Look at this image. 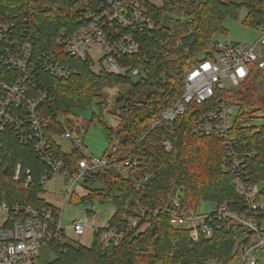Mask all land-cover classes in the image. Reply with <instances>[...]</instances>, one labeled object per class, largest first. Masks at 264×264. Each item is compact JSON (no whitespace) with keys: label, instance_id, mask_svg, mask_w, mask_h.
Instances as JSON below:
<instances>
[{"label":"trees","instance_id":"1","mask_svg":"<svg viewBox=\"0 0 264 264\" xmlns=\"http://www.w3.org/2000/svg\"><path fill=\"white\" fill-rule=\"evenodd\" d=\"M85 2L92 8L98 0H0V22L15 23L14 41L33 40L35 56L46 53L48 57H58L73 70L68 78L54 77L41 68L35 72V78L46 84L54 96L53 103L45 102L39 108L45 124L44 138L71 171L76 170L85 155L77 146L65 151L58 142L57 137L64 133L63 124L75 132L76 110L94 104L104 106L106 98L101 89L124 87L115 98L118 129L106 125L110 142L102 156L121 158L128 154L127 157L139 158L138 164L127 173L110 166L88 171L82 181L85 195L73 197L70 202H111L115 211L108 221L110 226L126 227L132 218L139 223L119 243L105 248L100 238L102 229L96 231L91 246L52 241L50 246L56 256L47 259L42 254V264H203L209 258L228 262L240 234L217 231L212 238L201 235L194 241L189 229L174 227L170 215L162 210L176 189L183 192L191 207L204 201L220 204L238 200L235 175L222 168L227 156L226 140L194 131L197 113L216 105L222 97L238 109L230 131L231 141L236 142L235 151L247 158L252 181L264 182V123L244 126L259 112L264 118V93L260 90L264 72L252 68L245 81L199 105L197 113L188 108L174 121H156L182 95L192 65L211 56L214 37L225 32L227 18L238 19L240 10L247 8L246 25L257 28L264 24V0H161L160 4H147L155 27L142 31L139 52L123 59L124 65L139 69L137 74L94 71L91 59L60 52L57 39L63 29L71 32L79 26V17L87 11L80 9ZM0 55L1 103L6 96L5 84L14 81L19 72L5 62L2 42ZM163 137L172 142L171 152L163 147ZM247 154L251 156L248 158ZM19 164V177L15 179ZM46 167L33 143L22 144L14 129L0 132L1 200L34 208L51 205L43 197L40 183ZM145 176L149 178L144 180ZM87 212L92 215L94 211Z\"/></svg>","mask_w":264,"mask_h":264},{"label":"built area","instance_id":"2","mask_svg":"<svg viewBox=\"0 0 264 264\" xmlns=\"http://www.w3.org/2000/svg\"><path fill=\"white\" fill-rule=\"evenodd\" d=\"M149 3L157 4L152 0H98L89 8L85 2L80 9L87 8V11L84 17H79V26L71 32L66 29L61 31L57 39L60 52L91 59L94 71L104 69L115 74L129 71L137 74L139 69L124 65L123 59L138 53L141 47L139 34L155 27V21L149 15ZM14 28V22H0V42L6 49L5 62L19 72L14 81L5 84L6 96L0 103V132L14 129L22 144L33 143L37 155L47 164L40 180L44 193L50 179L55 176L64 179L66 186L59 196L62 206L51 203L34 208L31 205L9 204L0 199V264H42L41 248L52 241L63 240L66 235L63 209L73 197L85 195L86 189L82 183L85 174L109 166L127 173L138 164L139 158L127 157L128 154L121 158L94 155L86 149L82 139L63 124L64 133L57 138L71 140L85 155L76 170L71 171L66 166L44 138L45 124L39 108L45 102L53 103L54 96L49 93L46 84L35 78V72L41 68L54 77L68 78L73 70L58 57H48L46 53L35 56L33 40L24 38L19 43L14 41ZM257 29L262 31V35L253 43L215 41L211 56L192 65L186 75L182 95L161 112L156 124L174 121L184 115L188 108L193 114L197 113L199 105L210 102L217 94L223 95L224 89L236 87L245 81L252 68L264 72V24ZM93 46L99 47V59H95L91 53ZM236 109L235 104L222 97L216 105L197 113L194 131L201 136L219 135L226 140L227 156L222 168L235 175L238 200L210 203L211 211L202 212L198 210L199 205L191 207L184 200L183 192L177 189L172 193L170 203L162 210L170 215L174 227L189 229L194 241H198L201 235L212 238L217 231L241 235L228 262L209 258L203 264H260L264 256V182L252 181L247 158L239 156L234 148L236 142L230 139ZM259 113L263 117V113ZM255 119L254 116L244 126H260L255 124ZM161 142L167 152L173 150L169 139L163 137ZM250 156L247 154L248 158ZM20 167L19 164L15 179L19 177ZM148 178L145 176L144 180ZM28 181H31V177ZM138 223V219L132 218L126 227L109 224L97 227L94 222L85 225L80 220H74L70 226L80 236L87 231L92 233L93 240L96 231L102 229L100 238L105 248L123 240L136 229Z\"/></svg>","mask_w":264,"mask_h":264},{"label":"rangeland","instance_id":"3","mask_svg":"<svg viewBox=\"0 0 264 264\" xmlns=\"http://www.w3.org/2000/svg\"><path fill=\"white\" fill-rule=\"evenodd\" d=\"M161 3V0H152ZM153 4V3H152ZM248 15V9L242 8L239 13L238 19L227 18L224 21V33H217L214 37L215 41L222 42H236V43H253L257 41L262 31L255 27L248 26L244 23ZM97 46L91 47V53L95 59H99L101 54L98 52ZM136 80V77H133ZM120 90H124V87H106L100 90V93L106 98V104L104 106L94 104L88 109H78L75 119V136L82 139L86 149L97 156H102L103 152L109 148L110 136L109 130L106 125L117 127L119 124V117L114 115V112H119L115 106V98ZM261 92L264 93V84L260 87ZM248 110L249 108L245 107ZM238 110V109H236ZM255 124L262 125L264 118L260 113L255 115ZM79 125V126H77ZM85 125V127H84ZM117 142V136H114ZM58 142L63 146L65 151H70L73 148V142L71 140H64L57 138ZM65 181L60 176H55L49 181V187L46 190L43 197L50 203L62 206L60 204L58 196L65 189ZM177 190V189H176ZM177 192V191H176ZM174 193L173 197H175ZM264 202V199L262 200ZM87 210H93V214L89 215ZM199 211L209 212L211 211V204L209 202H201L198 207ZM115 211V206L111 202L101 204L99 201H95L93 204H75L68 202L63 209V223L66 225V235L63 240L70 242L86 243V235H77L73 228L70 226L74 220H80L85 225H89L92 222H99L101 224H108L112 212ZM42 254H45L47 259L55 258V252L51 249L50 244L41 248ZM260 264H264V256L261 259Z\"/></svg>","mask_w":264,"mask_h":264},{"label":"crops","instance_id":"4","mask_svg":"<svg viewBox=\"0 0 264 264\" xmlns=\"http://www.w3.org/2000/svg\"><path fill=\"white\" fill-rule=\"evenodd\" d=\"M58 198H59V201H61V199H60V197L58 196ZM113 213L114 212H112V214L111 215H113ZM111 218V217H110ZM93 223V222H92ZM94 224L97 226V227H103V226H105V224H101V223H99V222H94ZM86 235V237H87V241H86V243H83L84 245H86V246H90L91 244H92V241H93V235H92V233H90V232H88L87 231V233L85 234Z\"/></svg>","mask_w":264,"mask_h":264},{"label":"bare ground","instance_id":"5","mask_svg":"<svg viewBox=\"0 0 264 264\" xmlns=\"http://www.w3.org/2000/svg\"><path fill=\"white\" fill-rule=\"evenodd\" d=\"M261 117H262V115H261Z\"/></svg>","mask_w":264,"mask_h":264}]
</instances>
